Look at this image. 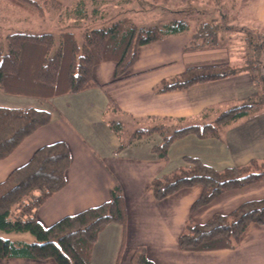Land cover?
<instances>
[{
  "label": "trees",
  "instance_id": "16d2710c",
  "mask_svg": "<svg viewBox=\"0 0 264 264\" xmlns=\"http://www.w3.org/2000/svg\"><path fill=\"white\" fill-rule=\"evenodd\" d=\"M0 1L4 6L13 7L21 14L41 21L48 10L55 11L60 15L62 25L59 24V27L64 30L59 41L53 34H41L40 31L11 33L0 41V91L13 96L50 100L99 88L92 77V70L109 62L116 65L113 83H117L125 78L135 63L141 46L191 33V40L184 51L218 49L227 46L225 38L231 33L225 25V12L215 8L210 10L211 13L203 9L199 11L192 4L199 0H117L120 10L114 17L116 19H108L107 22L99 10L104 2L98 0H75L69 7H63L55 0ZM216 1L215 7L220 0ZM247 1L241 3V8ZM225 6H229L228 12L232 11V7L236 8V0ZM157 10L165 16L158 25L140 27L128 17V13L137 17L135 14ZM237 13L234 12L235 21L238 20ZM81 20L87 21L83 23ZM234 32H241L238 40L243 57L240 63L189 68L161 82L156 91L184 90L248 73L257 87L256 93L221 112L212 122L183 127L179 125L182 119H164L171 125L157 123L133 128L126 137L127 141L123 136L129 132L126 127L129 119L119 115V109L110 101L108 111L110 120L113 119L110 127L122 139L119 150L148 137L150 133L159 132L161 143L154 146L151 152L164 161L169 145L188 133L199 138L219 137L232 124L264 113V37L251 28H235ZM115 115H118L117 119ZM50 122L51 114L46 111L0 107V161L8 158L26 138ZM69 165L70 155L66 145L57 142L38 149L25 165L0 183V234H26L33 239L32 243H25L0 236L1 260L51 259L55 264H89L91 251L101 231L110 224L125 228L127 214L118 185L110 191L109 200L104 204L65 217L49 228L41 227L36 220V211L64 188ZM262 180L264 162L251 161L242 167L216 171L198 159L185 157L182 166L154 179L151 189L154 198L161 201L183 189L201 187V196L190 209L193 213L225 192ZM251 224L264 225V199L244 203L226 216L214 215L202 225L189 219L179 236L178 246L183 252L235 250ZM131 264L153 263L147 259L144 248H137Z\"/></svg>",
  "mask_w": 264,
  "mask_h": 264
},
{
  "label": "crops",
  "instance_id": "0c3cea01",
  "mask_svg": "<svg viewBox=\"0 0 264 264\" xmlns=\"http://www.w3.org/2000/svg\"><path fill=\"white\" fill-rule=\"evenodd\" d=\"M55 1L63 7L75 2ZM241 12L247 16L241 28L255 29L264 37V0H248ZM190 40L191 33H184L139 47L135 63L117 83H113L114 63L95 66L92 77L101 88L50 100L0 91L1 108H30L51 114L49 125L38 129L8 158L0 161V183L44 146L61 142L69 151L70 165L65 172L64 188L36 211L41 227L49 228L65 217L100 206L109 200L113 187L121 188L126 226L123 229L110 224L101 231L89 264H131L137 248H144L153 264H264V225H249L235 250L183 252L178 246L179 236L189 219L202 225L214 215L226 216L244 203L264 199V180L225 192L193 213L190 209L201 196V187L183 189L161 201L154 198L151 189L154 179L182 166L185 157L198 159L216 171L242 167L251 161L264 162V113L232 124L219 137L199 138L188 133L169 145L164 161L151 152L161 143L159 132L119 150L122 139L110 127L113 120L108 111L110 101L119 109V115L128 117L129 128L157 123L170 126L164 119H182L179 125L184 127L212 122L221 112L256 93L257 87L248 73L189 89L157 93L161 82L189 68L228 66L242 60L240 53H234L227 46L186 52L184 48ZM0 236L15 242H33L26 234ZM0 264L55 262L0 259Z\"/></svg>",
  "mask_w": 264,
  "mask_h": 264
},
{
  "label": "rangeland",
  "instance_id": "374dc122",
  "mask_svg": "<svg viewBox=\"0 0 264 264\" xmlns=\"http://www.w3.org/2000/svg\"><path fill=\"white\" fill-rule=\"evenodd\" d=\"M99 2H104L100 7L99 10H101L102 15L104 16L105 22H107L108 19H113L116 16L117 11L120 10V8L117 6V0H98ZM215 1L216 0H199L198 2H192V4L198 8L199 11L201 9L208 10L207 12H210L212 8H215L218 11H221L222 13L225 12L226 16V26H232L230 28V37L227 35L225 38L228 40L227 47L231 49L234 53H240L239 55L241 58L243 57L241 54V43H239V38L241 36V32L239 34H235L234 29L238 28L241 29V25L246 23L247 16L246 14H242V6L241 3L244 0H236V8L232 11L228 12V7L225 5H228L230 1L232 0H220L218 2L217 6L215 7ZM217 2V1H216ZM224 6V7H223ZM167 8H173L171 6H168ZM202 10V11H203ZM234 12L240 13V16H238V20L235 21L234 19ZM237 13V14H238ZM128 17L130 21L134 22L138 26H152V25H158L165 19L164 15H160L161 11H148V12H141L138 14H135L137 17H133V14L128 13ZM217 15V13H216ZM59 13L55 11L48 10L47 13L44 15L43 20H39L36 18H31L28 15L21 14L17 9L10 7V6H4L0 1V41H4V38L11 34V33H17V32H35L40 31L39 33H51L54 35L56 41H59L60 36L62 33H64V30L62 27H59V24L62 25V23L59 21ZM64 14L61 15V18L64 20L65 17ZM72 17V16H71ZM27 18V19H26ZM30 18V19H28ZM134 18V19H133ZM73 19V17H72ZM116 19V18H114ZM31 20V21H30ZM83 21V20H81ZM87 20H84L83 23H85ZM237 22V23H236ZM255 27V26H254ZM255 30V29H254ZM5 43V42H4ZM127 130L129 132H126L123 136L125 141L128 140L130 135V132H132L134 129L130 127V125L126 124Z\"/></svg>",
  "mask_w": 264,
  "mask_h": 264
}]
</instances>
